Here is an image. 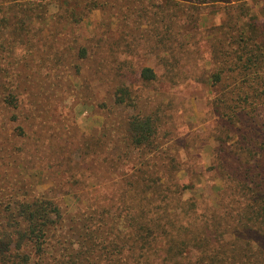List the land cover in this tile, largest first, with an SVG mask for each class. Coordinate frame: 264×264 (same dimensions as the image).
Returning a JSON list of instances; mask_svg holds the SVG:
<instances>
[{
  "label": "trees",
  "instance_id": "16d2710c",
  "mask_svg": "<svg viewBox=\"0 0 264 264\" xmlns=\"http://www.w3.org/2000/svg\"><path fill=\"white\" fill-rule=\"evenodd\" d=\"M259 3L0 0V74L5 89L10 90L7 82L11 67L19 64V50L32 54L40 48L35 37L41 39L43 31L50 49L52 39L79 28L90 12L100 9L105 25L114 23L115 16L120 31L126 28L122 39L130 37L129 48L150 38L163 52L172 49L167 63L173 80L179 77L175 69L181 55L198 56L201 41L207 43V78L220 125L214 162L208 167L213 174L209 200L198 193L194 175L186 181L177 178L182 169L178 155H160L154 141L158 117L149 114L130 118L129 144L145 149L147 160L161 157L162 163L155 167L141 161L128 167L125 180L110 195L89 197L79 189L57 195L51 193L54 186L40 190L30 172L44 166L28 168L16 157L7 160L17 151L5 149L0 264H264V5ZM211 7L222 15L209 24L205 10ZM75 47L80 59L89 56L86 45ZM65 49L54 47L48 62H66L68 54L60 51ZM140 78L152 81L158 75L145 66ZM128 92L127 86L118 87L115 103L128 104ZM17 95L0 94V127L18 120ZM20 128L14 136L27 133V127ZM11 135L7 132L8 139ZM96 142L100 144L98 139L94 146L86 143L85 151L93 152ZM48 168L53 170L50 164ZM77 179L74 176L72 184Z\"/></svg>",
  "mask_w": 264,
  "mask_h": 264
},
{
  "label": "rangeland",
  "instance_id": "374dc122",
  "mask_svg": "<svg viewBox=\"0 0 264 264\" xmlns=\"http://www.w3.org/2000/svg\"><path fill=\"white\" fill-rule=\"evenodd\" d=\"M249 2L264 5V0ZM205 11L209 13V24L222 15L213 7ZM104 17L100 9H94L79 28L52 39L50 49L44 31L41 39L35 37L40 48H35L32 54H25V49L17 52L19 64L11 67L12 77L7 82L10 90L2 85L6 81L0 74V94L11 91L18 94L21 103L14 108L18 120L0 127V172L7 167L2 158L5 149H16L17 154L7 160L16 157L18 164L28 168L44 166L46 171L40 168L34 174L30 172L31 181L40 190L54 186L51 193L57 195L76 189L89 197L110 195L117 183L125 180L128 167L141 161L155 167L162 163L161 157L147 160L145 149L129 144L130 118L149 114L158 117L154 141L160 155H178L182 169L177 178L186 181L194 175L192 180L197 183L198 193L211 199L209 178L213 174L208 167L214 162L220 125L207 78L210 70L206 63L210 58L207 43L201 41L198 56L181 55V63L175 69L179 77L173 80L167 63L173 57L172 49L165 53L150 38L129 48L130 37L122 39L125 27L121 32L115 16L111 18L114 23L105 25ZM78 43L89 48L87 58L77 56ZM54 47L66 48L60 50L68 54L61 65L54 66L47 60L52 57L49 52L53 53ZM145 66L155 70L156 80L140 78ZM14 86L16 90L11 89ZM121 86L129 88L128 104L115 103L116 90ZM24 118L27 120L23 121ZM21 125L27 127V133L14 136L20 133ZM7 132L12 134L10 139ZM95 139L100 144L96 142L93 152H86V143L94 146ZM49 164L53 170L48 168ZM26 175L29 177L27 172ZM74 176L81 181L77 179V184H72ZM56 182L60 183L57 187Z\"/></svg>",
  "mask_w": 264,
  "mask_h": 264
}]
</instances>
